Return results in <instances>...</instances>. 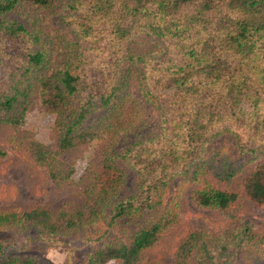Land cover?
Segmentation results:
<instances>
[{
    "label": "trees",
    "instance_id": "1",
    "mask_svg": "<svg viewBox=\"0 0 264 264\" xmlns=\"http://www.w3.org/2000/svg\"><path fill=\"white\" fill-rule=\"evenodd\" d=\"M23 4L43 11L31 24L61 12L66 31L44 36L12 17ZM37 99L55 115L52 143L22 127ZM253 129L264 132V0H0L5 142L70 189L80 184L72 155L102 144L81 175L90 179L76 213L0 211V229L27 236L17 249L0 239V264H42L30 248L68 246L71 235L91 244L70 264H142L187 192L206 209L229 210L243 195L264 207V135L257 143ZM246 168L243 189L230 188ZM97 224L106 227L90 231ZM218 235L190 231L170 264L235 261L229 233Z\"/></svg>",
    "mask_w": 264,
    "mask_h": 264
},
{
    "label": "rangeland",
    "instance_id": "2",
    "mask_svg": "<svg viewBox=\"0 0 264 264\" xmlns=\"http://www.w3.org/2000/svg\"><path fill=\"white\" fill-rule=\"evenodd\" d=\"M42 13L43 11L23 4L12 14V17L26 21L30 28L32 26L41 29L44 36L55 38L60 30L62 33L64 32L65 28L60 23L61 12L53 15L48 14L34 24L27 20L28 17L35 15L41 16ZM54 122L55 115L43 111L40 107V101L37 99L33 109L28 112L22 127L29 132V136L48 144L54 141L52 131ZM251 133H254L251 138L255 139L257 143L264 135L261 130L255 134L253 129ZM254 136L256 137L254 138ZM5 140L4 133L0 131V143L7 150V155L0 158V211H28L41 206L58 210L65 205L69 210L68 212H70L69 208L72 207L71 212L75 211L76 213L78 201L80 202L76 195L77 189L90 179L85 177V180H80L81 175L86 171L89 163L92 161L99 162L102 152L101 141L95 140L90 146L82 147L78 149L75 155H72L76 167L74 177L79 180L80 184L76 188L70 189L61 187L50 180L46 168L40 165L28 150H23L20 146L11 149L9 140L6 142ZM221 143L222 141H219L214 147H219ZM228 143L234 146L235 141L228 140ZM229 144L227 147L230 154L238 152L235 147L233 148ZM247 171L246 168L229 187L242 190ZM129 175V183L132 185L136 174L131 171ZM180 211L176 223L166 231L158 243L145 253L142 264H170L176 246L192 230H200L207 235L213 232L219 234V241L221 242L222 239H226V234L229 233L232 240L231 247L236 249L237 257L233 261L235 264H264L263 206L256 205L243 195L239 202L229 210L206 209L193 203L187 192L181 203ZM96 226L99 227L96 230L106 227L97 224L90 231L95 230ZM26 237L24 233L17 230L9 232L7 229H0V239L7 238V241L12 244L11 249H17ZM68 239L71 241L68 246L63 244H35L30 249L38 254L42 259V264H70L73 256L75 259L84 256L86 249H88L87 245H90L91 242H86L75 235L69 236ZM17 242L19 244H15ZM71 248H73V252ZM233 262L221 261L219 264H233ZM107 264H122V260H111Z\"/></svg>",
    "mask_w": 264,
    "mask_h": 264
}]
</instances>
